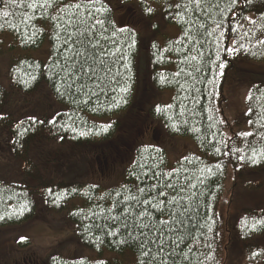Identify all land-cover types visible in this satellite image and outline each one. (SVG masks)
Masks as SVG:
<instances>
[{"label": "trees", "instance_id": "16d2710c", "mask_svg": "<svg viewBox=\"0 0 264 264\" xmlns=\"http://www.w3.org/2000/svg\"><path fill=\"white\" fill-rule=\"evenodd\" d=\"M109 1L96 4L95 7L107 11L95 13L89 21V25L95 24V19L104 22L92 29L96 33L92 41L99 39V46L92 49L87 36L78 34L74 39L85 43H76L70 51L64 43L65 28L56 26L63 23L60 17L67 19V12L59 9L70 0H56L53 7L45 8L39 7L44 0H36V8L28 7L33 0H16L7 5L5 0H0V40L1 35H9L25 52L39 49L46 41L50 46L47 63L26 55L17 57L3 77L8 88L0 82V132H6L7 147L12 157L23 163L26 179L24 184L0 180V230L32 221L42 206L53 214L67 211L65 219L74 231L73 239L81 247L98 254L121 255L130 251L135 257L133 264H149V261L160 264L162 257L167 264H231L233 245L241 255L242 264H264V227L251 230L253 218L264 219V208H243L233 225L219 215L230 169L233 187L245 182L249 174L264 172V158H259L256 164L248 159L253 149L264 156V82L250 83L243 120H231L226 110L228 88L236 84L239 66L264 64V43H259L264 40V0L250 3L238 0L234 19L227 8L228 0H210L199 8L188 4V0H118L121 8L135 9L145 16L151 25L145 34L119 25ZM177 3L182 7L177 8ZM149 7L153 9L150 13L145 11ZM4 11L9 13L7 17L3 16ZM178 13H183V19ZM219 21L223 24L217 29ZM237 21L243 27L233 33L231 28L236 27ZM201 24L205 27L201 28ZM121 28L126 31H118ZM212 29L216 31L208 36L206 31ZM67 31L75 29L67 28ZM57 33L60 39L56 38ZM29 37L30 40L26 39ZM133 39L135 44L130 48ZM233 46L239 51L229 54L226 49ZM76 50L83 55L77 56ZM101 52L105 55L100 56ZM140 54L145 55V62ZM93 55L97 58H92ZM192 56L197 59L191 60ZM81 66L87 74L81 71ZM125 87L127 91L122 92L120 89ZM41 89L67 110L52 118L14 117L8 109L11 95L17 93L27 99ZM164 91L173 92L168 105L145 109L151 95ZM117 101L122 102L115 106ZM140 115L147 121V129L156 125L170 139L193 140L199 154H189L170 168L165 150L154 144H144L142 140L134 143L129 139L122 145L115 144L125 128L132 125L134 130L138 129ZM245 120L247 129L244 126V130H238L240 122L244 125ZM104 125H110L106 132L101 130ZM241 133L252 135L244 137ZM42 142L57 144L52 156L57 166L68 148L84 151L86 163L92 157L98 161L104 156L117 161L129 153L133 154V161L124 171L123 181L108 190L95 184L66 183L55 176L47 178L31 159V149ZM122 149L126 156H120ZM157 172L171 175L157 177ZM163 183L174 184L175 189L162 187ZM246 186L257 188V185ZM137 188H146L152 195L163 190L165 196L159 200L175 197L177 202L162 206L161 211L125 199L150 198L147 192L140 193ZM141 212L146 214L141 216ZM162 218L169 221L166 227L153 226L154 221ZM141 224L148 227L142 228ZM161 246L163 252L159 251ZM149 250L150 254L144 256L143 252ZM48 264L112 263L93 262L86 257L75 260L58 257Z\"/></svg>", "mask_w": 264, "mask_h": 264}, {"label": "rangeland", "instance_id": "374dc122", "mask_svg": "<svg viewBox=\"0 0 264 264\" xmlns=\"http://www.w3.org/2000/svg\"><path fill=\"white\" fill-rule=\"evenodd\" d=\"M104 1L107 2V0ZM109 2L115 9V19L119 25L133 27L142 34L150 31L151 25L139 11L121 8L118 0H110ZM153 22L158 23L157 19H154ZM176 34L178 35V32ZM1 36L3 39L0 40V82L4 88H8V83L3 77H5L6 70L13 59L26 55L43 63L48 62L50 46L47 41L39 49L25 52L12 37L9 35ZM139 57H142L145 62V55L140 54ZM259 82H264V64L242 63L239 66L236 84L230 86L227 92L226 110L231 120L241 121L245 118V100L249 85L250 83ZM143 94L144 99H146L148 93ZM172 97V91L155 93L147 99L144 107L149 110L158 104L168 105ZM9 104V111L12 110L14 117L20 118H52L57 113L67 110L65 106L56 104L45 89H41L27 99L22 98L21 94L15 93L13 96L11 95ZM144 120L140 115L136 123L138 129L134 130L132 125L125 128L123 134L118 135L114 143L122 145L127 142L125 139H129L134 143H139L138 140H142L144 144H154L165 150L170 168L175 162L189 154H199V149L193 140L189 138L170 139L164 135L159 126H150L147 129V126H145L147 121ZM243 123L244 125L240 122L241 125L238 130L247 129L246 120ZM5 134V131L0 132V180L24 184L26 179L22 173L23 163L20 164L12 157L7 147L9 146V140L7 141ZM68 150L63 157L64 160H60L59 166L53 163L52 158L57 151V144H44L43 142L37 144L31 149L30 155L38 169L47 178L55 176L66 183L95 184L103 190L119 185L124 179L125 169L133 161V154L130 156L128 152L129 155L127 153L128 156H126L125 151L122 152L123 149L120 151V156L125 155V159L119 157L120 159L116 161L110 156H104L97 161L96 158L92 157L89 163H86L85 159L87 157L81 149L68 148ZM56 158L58 159L59 156H56ZM82 172L83 175L81 176ZM232 176L233 171L230 169L225 181L226 192L220 206L219 215L226 218L233 225L243 208H264V172L249 174L245 182L242 181L234 187L232 186ZM246 184L257 185V188L249 189ZM39 207L38 214L32 221L19 227L0 230V264L28 263V256H31L32 259H35L34 256L37 257L36 260L40 264L45 261L48 264L51 259L58 257L68 260L86 257L93 262L108 261L112 264L134 263L135 257L130 251L121 255L110 252L98 254L96 251L81 247L73 239L74 231L65 219L67 211L53 214L43 209L44 207ZM231 251H233V253H230L231 264H242L243 260L237 247L233 245Z\"/></svg>", "mask_w": 264, "mask_h": 264}, {"label": "snow or ice", "instance_id": "6c2138e0", "mask_svg": "<svg viewBox=\"0 0 264 264\" xmlns=\"http://www.w3.org/2000/svg\"><path fill=\"white\" fill-rule=\"evenodd\" d=\"M248 2L250 3L251 0H248ZM5 3L6 5L9 4V3H16V0H5ZM56 3V0H44V3L42 4H39V7L41 8H45V7H53L54 4ZM101 3V0H75V2H70L65 4L62 8L59 9L60 12H67V19H64L63 17H60V19L63 21V23H58L56 26L57 28H65V31H66V36L64 38V43L67 44L69 46V50L72 51L74 50L73 49V45H75L76 43H80V44H84L85 41L83 40H77V39H74V37H76L78 34L79 35H86L87 36V44L92 48V49H96L99 44H100V40L99 39H96L95 42L92 41V37L96 35V33L94 31H92V29L95 28V25H103V21L102 20H99V19H95V24H92V25H89V21L92 20L95 16V13H99V12H102V11H107V9H102V8H97L95 7L96 4H99ZM210 3V0H188V4L190 5H193L195 6L196 8H199L201 7V5L203 4H209ZM238 3V0H228V3H227V8H228V11L232 12V18L234 19L235 16H236V13L234 11V8L236 7ZM38 5L36 3V0H33L32 3H30L28 5V7H31V8H36ZM177 8H181L182 5L181 4H176L175 5ZM71 10V11H68V10ZM145 11L147 12H151L153 11V9H151L150 7L149 8H146ZM222 14V13H221ZM9 15V13L7 11H4L3 12V16L7 17ZM177 15L180 16L181 19H183V13H178ZM52 19H57V17H52ZM242 19L244 20H248L249 23L251 24H255L256 21L254 20H251L249 17H242ZM223 24V21H219L217 22L216 24V28H220ZM81 26H83V31H81ZM201 28H204L205 25L201 24L200 25ZM243 25L239 23V21H237V24H236V27H232L231 28V31L233 33H237L238 32V29L242 28ZM67 28H74L75 31H72V32H68L67 31ZM264 30V29H262ZM118 31L120 32H124L126 31V29H118ZM216 31V29H212V31H206V34L208 36H212V34ZM33 35H35V32L33 33ZM185 35L187 36L188 35V32L186 31L185 32ZM224 33L221 32L220 33V36L221 38L223 37ZM245 36L248 35L247 32L244 33ZM57 39H60V36H59V33H57ZM28 40H30L31 38H26ZM190 39H195L194 37H190ZM259 43H264V40H260ZM135 44V40L133 39L132 41V44L129 45V47H133ZM236 44V41L233 40V45ZM240 48H243V45H240ZM117 51H119V49H117ZM226 51L229 53V54H232L236 51H239V48L233 46V47H229L226 49ZM245 51H247V49H245ZM75 54L77 56H81L83 55V53L79 50H76L75 51ZM105 55L104 52H101L100 53V56H103ZM92 58H97L93 55ZM219 59V57H217ZM65 59H70V57H65ZM125 59H127L125 57ZM191 60H196L197 57L196 56H192L190 58ZM102 63V61H101ZM221 69L224 67L223 64L220 65ZM81 71L85 72V74H87V70L83 68V66H81ZM92 71H95V69H92ZM197 71H199V69H197ZM177 75H179V73H177ZM189 75H191V73H189ZM34 79V78H33ZM162 80H163V77H162ZM122 92H126L127 91V88H121L120 89ZM249 99H251V95L248 97ZM122 101H117V104L115 106H118L119 103H121ZM157 111H160V109L158 108ZM252 109L250 108L249 109V112H251ZM249 123H253V121L249 120ZM110 127V125H104L102 127V131H107L108 128ZM173 127H175V125H173ZM89 131L91 132L92 130L89 129ZM80 135H86V133L84 132H80L79 133ZM241 136H244V137H247V136H251L252 133H241L240 134ZM238 150V149H237ZM217 151H219V149H217ZM241 159H244L243 156L240 157ZM259 158H264V156H262L261 153L257 152L255 149H253V155L251 157H249L248 159L250 160L251 163L253 164H256L259 162ZM155 167V165L153 166ZM155 175L157 177H160L161 175L163 176H169L171 175V173H164V174H161L159 172L155 173ZM162 187H165V188H170V189H175V185L174 184H171V183H163L162 184ZM153 188H156L155 185H153ZM182 190V189H181ZM137 191L140 192V193H146L149 195V199H145L143 201H139L138 200V197L136 196H131V197H125V199H132V200H137L138 202H142L144 204H148L154 208H157L158 210H161L162 211V206H165L166 204H171V203H176L177 200L175 197H173L172 199H169V200H159V197L161 196H165V192L163 190H159L156 192L155 195H152L151 194V191L146 189V188H137ZM119 195V193H118ZM125 211H127V209H125ZM146 213L145 212H141L140 215L141 216H144ZM254 219V223L251 225V230L255 231L257 230L258 226H261V227H264V219H260V220H257L255 218ZM169 221L168 219H159L157 221H154L153 222V226H156V227H159V226H164L166 227L168 225ZM141 227L144 228V227H148L147 224H141ZM210 230V229H209ZM169 231H172L171 228H169ZM110 234H114V233H110ZM161 235H163V231H161ZM141 247L143 248V245H141ZM160 252H163L164 251V248L163 246L160 247L159 249ZM189 251H191V249H189ZM150 254V250L149 251H146V252H143V255L144 256H148ZM255 255V254H254ZM153 259H155V257H153ZM185 259H187V256L185 255ZM149 264H151V261H149ZM160 264H167V260L165 258H161L160 260Z\"/></svg>", "mask_w": 264, "mask_h": 264}, {"label": "flooded vegetation", "instance_id": "af4514ba", "mask_svg": "<svg viewBox=\"0 0 264 264\" xmlns=\"http://www.w3.org/2000/svg\"><path fill=\"white\" fill-rule=\"evenodd\" d=\"M28 257H29V262L26 263V262H24V260H23L24 264H40V263L36 260L37 257L34 256L35 259H32L31 256H28ZM17 261H18V260H17ZM15 264H18V262H16ZM43 264H46V261L43 262Z\"/></svg>", "mask_w": 264, "mask_h": 264}]
</instances>
